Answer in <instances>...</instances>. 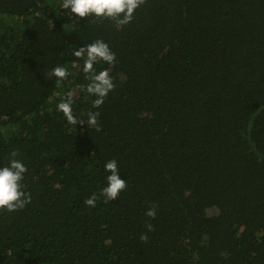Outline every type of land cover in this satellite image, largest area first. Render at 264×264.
Returning a JSON list of instances; mask_svg holds the SVG:
<instances>
[{
  "label": "trees",
  "instance_id": "trees-1",
  "mask_svg": "<svg viewBox=\"0 0 264 264\" xmlns=\"http://www.w3.org/2000/svg\"><path fill=\"white\" fill-rule=\"evenodd\" d=\"M57 4L0 0V163L32 194L0 212V264H264V0H144L120 28ZM95 38L117 55L99 109L66 55ZM61 63L96 127L55 111ZM111 158L127 187L89 208Z\"/></svg>",
  "mask_w": 264,
  "mask_h": 264
},
{
  "label": "clouds",
  "instance_id": "clouds-1",
  "mask_svg": "<svg viewBox=\"0 0 264 264\" xmlns=\"http://www.w3.org/2000/svg\"><path fill=\"white\" fill-rule=\"evenodd\" d=\"M144 0H58V10L66 11L69 17L85 18L88 21H108L116 28L130 24L134 14L143 5ZM76 58L78 73L82 76L83 83L76 88L84 93L91 102V109H99L105 99L116 88L115 78L111 74V67L117 62L116 52L103 38H95L82 45L75 46L66 54ZM103 65H107L104 67ZM47 75L52 78L57 87L66 90L59 96L55 111L62 114L64 121L70 125H86L96 127L100 116L99 111L88 110L78 114L75 107L76 92L67 88L69 77L72 76L69 68L64 63L52 66ZM28 166L17 158V152L11 151L7 160L0 163V212H16L24 209L32 202V194L24 190L23 181ZM103 183L98 193H91L83 203L89 208H95L101 198L105 203L116 200L127 187V179L122 178L119 161L116 158L108 159L103 164ZM145 215L154 218L155 207L145 211ZM151 230V225L148 226ZM146 240V235H141Z\"/></svg>",
  "mask_w": 264,
  "mask_h": 264
}]
</instances>
